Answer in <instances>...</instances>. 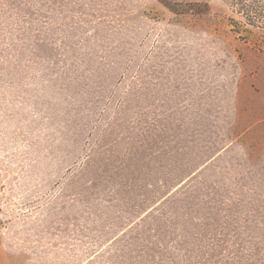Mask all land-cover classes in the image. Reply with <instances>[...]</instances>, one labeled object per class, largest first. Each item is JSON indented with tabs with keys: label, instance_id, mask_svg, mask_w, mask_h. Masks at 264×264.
Wrapping results in <instances>:
<instances>
[{
	"label": "rangeland",
	"instance_id": "rangeland-1",
	"mask_svg": "<svg viewBox=\"0 0 264 264\" xmlns=\"http://www.w3.org/2000/svg\"><path fill=\"white\" fill-rule=\"evenodd\" d=\"M232 0H0V264H264V29Z\"/></svg>",
	"mask_w": 264,
	"mask_h": 264
},
{
	"label": "trees",
	"instance_id": "trees-1",
	"mask_svg": "<svg viewBox=\"0 0 264 264\" xmlns=\"http://www.w3.org/2000/svg\"><path fill=\"white\" fill-rule=\"evenodd\" d=\"M232 1L239 5V11L243 13L247 24L264 29V0Z\"/></svg>",
	"mask_w": 264,
	"mask_h": 264
}]
</instances>
